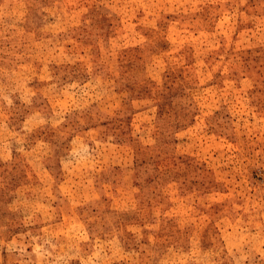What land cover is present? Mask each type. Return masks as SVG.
<instances>
[{
	"label": "rangeland",
	"instance_id": "obj_1",
	"mask_svg": "<svg viewBox=\"0 0 264 264\" xmlns=\"http://www.w3.org/2000/svg\"><path fill=\"white\" fill-rule=\"evenodd\" d=\"M0 264H264V0H0Z\"/></svg>",
	"mask_w": 264,
	"mask_h": 264
}]
</instances>
